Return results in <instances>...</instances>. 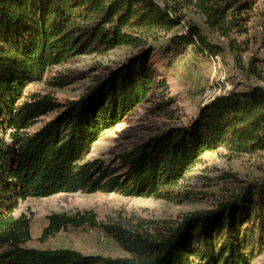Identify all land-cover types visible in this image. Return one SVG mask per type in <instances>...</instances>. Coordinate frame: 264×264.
Masks as SVG:
<instances>
[{
  "label": "trees",
  "instance_id": "1",
  "mask_svg": "<svg viewBox=\"0 0 264 264\" xmlns=\"http://www.w3.org/2000/svg\"><path fill=\"white\" fill-rule=\"evenodd\" d=\"M253 3L0 0V264H251L263 252L264 178L242 181L214 205L187 212L155 237L99 221L92 211L46 216L40 238L88 225L114 239L128 254L122 257L26 247L30 219L13 215L22 200L57 193L168 200L205 152H264V53L244 55ZM183 21L184 29L176 32ZM161 44L166 51L191 47L199 54L226 49L237 72L256 83L203 101L185 126L151 134L109 160L87 159L94 142L163 83L151 64ZM122 46L133 53L76 98L26 93V86L44 79L52 87L72 83L63 74L46 78L52 65ZM54 110L52 118L29 130Z\"/></svg>",
  "mask_w": 264,
  "mask_h": 264
},
{
  "label": "rangeland",
  "instance_id": "2",
  "mask_svg": "<svg viewBox=\"0 0 264 264\" xmlns=\"http://www.w3.org/2000/svg\"><path fill=\"white\" fill-rule=\"evenodd\" d=\"M248 22L249 49L244 55L264 53V0H254ZM198 20L197 16H193ZM184 21L175 31H182ZM182 27V28H181ZM219 40H223L220 37ZM165 45V44H164ZM156 45L151 64L155 70L156 84L147 96L122 121L106 130L97 139L87 159L109 160L116 152H123L140 143L149 135L170 126H185L198 113L207 88L229 90L242 88L245 82L256 83L252 78L237 72L232 55L226 50L201 54L191 47L166 51ZM133 53L127 47H115L105 53H89L49 67L46 78L56 74L73 78L70 85L50 86L44 79L26 86V93L54 95L65 101L81 95L94 82L103 78L112 67ZM264 70V67H263ZM56 110L38 118L30 131L54 116ZM184 179L175 186L170 199L156 197H125L118 193H57L48 197L26 198L19 203L13 215L24 214L30 219V240L24 246L31 248L64 247L86 255L106 257L128 256L110 237L88 225L68 227L56 234L40 238L51 213L92 211L102 222H118L129 229L153 237L163 233L187 212L203 210L214 205L225 194L239 187L244 180L264 178V152L227 155L225 149L207 151ZM251 264H264V249Z\"/></svg>",
  "mask_w": 264,
  "mask_h": 264
},
{
  "label": "built area",
  "instance_id": "3",
  "mask_svg": "<svg viewBox=\"0 0 264 264\" xmlns=\"http://www.w3.org/2000/svg\"><path fill=\"white\" fill-rule=\"evenodd\" d=\"M226 90L222 89L221 91L219 90H215L214 88H207L205 89L204 93H203V101L212 99L214 96L219 95L223 92H225Z\"/></svg>",
  "mask_w": 264,
  "mask_h": 264
}]
</instances>
